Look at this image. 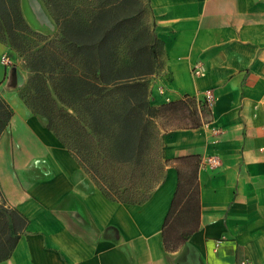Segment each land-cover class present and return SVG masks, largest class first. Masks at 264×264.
<instances>
[{
    "label": "crops",
    "instance_id": "obj_1",
    "mask_svg": "<svg viewBox=\"0 0 264 264\" xmlns=\"http://www.w3.org/2000/svg\"><path fill=\"white\" fill-rule=\"evenodd\" d=\"M148 1L164 55L151 105L189 98L202 117L212 94L201 125L159 129L165 159L200 158L197 193L167 235L174 250L162 230L176 165L145 202L109 200L43 119L0 93L14 112L0 136V189L28 220L0 264H264V0ZM6 75L0 61V88Z\"/></svg>",
    "mask_w": 264,
    "mask_h": 264
},
{
    "label": "trees",
    "instance_id": "obj_2",
    "mask_svg": "<svg viewBox=\"0 0 264 264\" xmlns=\"http://www.w3.org/2000/svg\"><path fill=\"white\" fill-rule=\"evenodd\" d=\"M42 1L59 36L28 55L26 67L32 75L21 90L25 106L44 120L45 128L109 200L145 202L166 167L176 165L178 186L162 230L164 247L174 250L171 244L178 240L167 235L197 193L200 158L165 159L157 120L169 129L201 122L173 126L171 110L182 101L151 105L147 76L154 70V54L147 43L153 36L149 33L146 43L131 26L133 18L113 11L118 0ZM28 33L20 1L0 0V40L6 38L12 48L23 51ZM13 114L0 97V136ZM27 224L0 189V263L10 258ZM190 225L195 228L194 219Z\"/></svg>",
    "mask_w": 264,
    "mask_h": 264
},
{
    "label": "rangeland",
    "instance_id": "obj_3",
    "mask_svg": "<svg viewBox=\"0 0 264 264\" xmlns=\"http://www.w3.org/2000/svg\"><path fill=\"white\" fill-rule=\"evenodd\" d=\"M21 5L22 16L30 28V33L27 34L25 41V50H16L12 48L6 38L0 40V44L3 46L4 51L0 61L4 64L6 72L8 68L12 65L17 66L25 75V83L32 73L26 67V61L28 55L33 51L39 49L46 43L49 39L56 38L59 36V30L56 25L55 19L51 11H49L42 0H19ZM116 3V2H115ZM39 7L41 17L36 16L35 9L36 5ZM113 11L123 17L133 18L134 24L131 25L137 30L141 31L140 36L142 40L147 43L149 40V33L152 34L153 38L147 43L150 52L154 54V70L153 73L147 76V81L149 84V90L154 83L153 80L158 76L164 66L163 60V50L161 43L158 42L155 35V24L152 18V13L149 8L148 0H118L117 5L114 7ZM4 58V61L2 59ZM6 80V77H5ZM5 81L2 82L0 88V93H3L8 99L12 96L14 97V102L18 103L20 108H24L31 113L29 109L25 106L23 102L24 90L14 92H6L3 89ZM201 112H203L202 117L197 112L196 103L193 99L183 98L182 103L176 105L171 110V116L173 119V126H194L201 122V119L207 118L208 104L207 102H202L200 104ZM205 112V113H204ZM161 125L160 128L163 130L169 129L168 126L164 125L161 120H157ZM171 128V127H170Z\"/></svg>",
    "mask_w": 264,
    "mask_h": 264
},
{
    "label": "water",
    "instance_id": "obj_4",
    "mask_svg": "<svg viewBox=\"0 0 264 264\" xmlns=\"http://www.w3.org/2000/svg\"><path fill=\"white\" fill-rule=\"evenodd\" d=\"M36 5V4H35ZM36 16H42L39 7L36 5ZM25 84V75L17 66H10L7 70L6 80L3 89L6 92H14L23 88Z\"/></svg>",
    "mask_w": 264,
    "mask_h": 264
},
{
    "label": "built area",
    "instance_id": "obj_5",
    "mask_svg": "<svg viewBox=\"0 0 264 264\" xmlns=\"http://www.w3.org/2000/svg\"><path fill=\"white\" fill-rule=\"evenodd\" d=\"M2 61H4V58L2 59ZM192 73H193L194 75H198V74L200 73V71H199V69L197 68V66H194V67H193V69H192ZM211 98H212V94H211V92H210L209 90L205 91V93H204V99H205V101L207 102V104H208V102L211 101ZM215 163H217V162H215ZM220 244H221V240H217V241H215L214 247H215V248H218V247L220 246ZM242 264H250V263H242Z\"/></svg>",
    "mask_w": 264,
    "mask_h": 264
}]
</instances>
